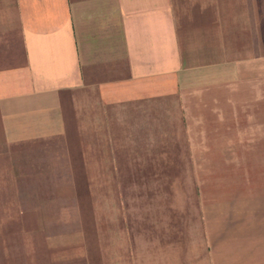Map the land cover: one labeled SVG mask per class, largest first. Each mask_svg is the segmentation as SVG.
<instances>
[{
    "label": "crops",
    "instance_id": "crops-1",
    "mask_svg": "<svg viewBox=\"0 0 264 264\" xmlns=\"http://www.w3.org/2000/svg\"><path fill=\"white\" fill-rule=\"evenodd\" d=\"M178 124L196 220L175 189L151 210L124 188L56 189L74 198L51 220L2 198L38 142L60 149L59 178L127 179L131 135L152 132L157 156ZM0 264H264V0H0Z\"/></svg>",
    "mask_w": 264,
    "mask_h": 264
},
{
    "label": "rangeland",
    "instance_id": "rangeland-1",
    "mask_svg": "<svg viewBox=\"0 0 264 264\" xmlns=\"http://www.w3.org/2000/svg\"><path fill=\"white\" fill-rule=\"evenodd\" d=\"M144 133L149 136H146L144 141H142L145 146H142L143 148L141 149L134 146L137 142L136 132L131 135L132 138L130 141H133V147H129L128 149V152L130 153L127 156L128 162L122 164L124 168L123 171L129 173V178L127 179L107 178L88 181L87 179L70 180L59 178V176L62 175L61 170H63V166L60 163H57L56 153H58L60 149H58L55 145L52 148L51 146L45 148L42 147L43 145L41 142H38L37 145L34 144V147L32 148V179H18L15 182L16 187L18 188L16 189V193H18L4 195L2 198L11 199L23 204H45L48 207L51 220V217L56 215L54 211L57 210L59 206L66 204V206L69 205L71 207L74 198L71 195H54L53 191L56 192V189H83L87 188L89 184L90 186L101 189L124 188L129 191V195H125L123 197L124 201L126 202L129 199L132 203H134L144 200V204L149 205L146 210H151L153 204L157 205L160 197H163L162 195L165 193L164 190L167 192L168 189H175L177 192L178 203L177 219H198V181L191 178L190 174L195 170L199 171L200 165L190 161L186 146L187 136L184 132V127H180V124H178V126L175 125V127L172 125L171 127H160V131L154 133L156 134L155 136H158L160 139L158 141L156 140L155 144H161L158 150L159 155L157 156L156 153L155 156L151 155V152L153 150L156 152L157 148L148 146L153 142V133H146V131ZM45 156H48L49 158L45 159ZM146 161H150L151 163ZM120 166V164H113V167H119V170ZM28 167L29 165L26 166L27 169ZM169 171L177 173L178 177L176 179H165V174L163 172ZM152 172H160L162 177L156 178L153 176L155 174ZM26 187H30L33 190L43 189L46 194L37 195L33 192L34 194L28 195L26 194L28 191L23 189ZM138 190L140 192L136 194ZM109 194L100 196L98 199H101L102 203L108 204L116 203L122 199L121 196H112ZM65 213L71 214V211L69 212V210H67ZM150 213L152 215L154 213V209L153 211H150ZM50 224L53 223L50 222ZM21 229L25 231L24 228ZM49 229H51V227ZM20 230L18 229L17 231ZM32 232L34 237L40 234L38 228H33Z\"/></svg>",
    "mask_w": 264,
    "mask_h": 264
}]
</instances>
